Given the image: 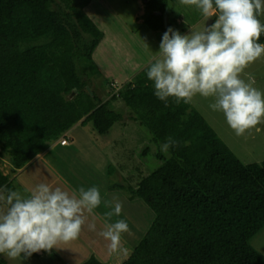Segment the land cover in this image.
Wrapping results in <instances>:
<instances>
[{"label": "trees", "instance_id": "obj_1", "mask_svg": "<svg viewBox=\"0 0 264 264\" xmlns=\"http://www.w3.org/2000/svg\"><path fill=\"white\" fill-rule=\"evenodd\" d=\"M92 1L0 0V163L6 157L11 165L7 174L0 168V186L15 190L13 175L52 143L75 146L70 132L77 125L108 135L124 121L111 108L120 101L130 120L149 130L161 165L137 185L118 188L145 202L154 220L126 255L114 253L116 262L92 254L82 264H264L251 245L264 229V161L243 163L191 102L157 98L147 77L151 63L120 87L105 78L100 90L112 93L105 100L94 81L102 77L94 53L105 34L86 11ZM176 1L146 2L149 29L164 34L172 26L168 8ZM169 137L177 143L165 153ZM53 256L54 264H66ZM0 264H8L3 254Z\"/></svg>", "mask_w": 264, "mask_h": 264}, {"label": "rangeland", "instance_id": "obj_2", "mask_svg": "<svg viewBox=\"0 0 264 264\" xmlns=\"http://www.w3.org/2000/svg\"><path fill=\"white\" fill-rule=\"evenodd\" d=\"M147 1L149 0H93L86 9L105 34L94 53L95 62L102 72V77L94 80L99 91L101 86L105 87V78L120 87L159 58L163 34L149 29L145 24ZM212 18L204 17L196 6L184 5L181 0L170 3L168 8V20L172 23L174 21L171 28L181 35H190L191 31H201L211 26L214 23ZM260 20L264 23V12L260 14ZM249 75L255 78L253 86L264 92V56L250 64L242 73V78L247 82ZM111 94L110 87L100 92L105 100L110 99ZM213 102L214 98L197 95L191 104L243 163L264 161V122L244 135L237 136L227 124L223 113L210 108L209 105ZM114 105L111 108L123 112L125 118L116 123L108 135L101 136L93 130L89 132L91 126L85 128L77 125L70 132L73 140H77L75 146L61 148L52 143L47 153L38 155L24 169L25 181L18 180L19 173L13 175L14 191H19L22 196L29 195L40 183L61 188L68 186L69 190L77 194L80 187L87 190L95 186L99 189L101 205L93 214H86L87 219L79 237L66 243L67 249L78 246L81 251L82 247V254L71 249V263L66 264H82L95 254L96 248L106 252L99 254L97 259L104 263L116 262V255L108 252L109 242L100 235L105 230V213L112 210L108 203L114 204L118 200L123 206L121 215L113 216L108 223L119 219L128 223L129 231L122 233L123 245L127 250L133 249L140 242L154 220L151 208L139 198L130 200V193L125 189L137 185L141 178L161 165L155 157L159 147L152 142V136L145 126L130 120V109L120 101ZM144 150L148 154L145 155ZM1 158L5 160L3 164L0 163V168L7 174L11 165L6 157ZM40 161L44 172L38 176L35 168L41 166ZM120 184L125 186L124 190L118 188ZM91 223H95V230L89 228ZM251 245L264 256V229L252 239ZM42 252L38 253L43 255ZM54 254L56 255L53 248L44 257L28 261L20 257L11 260L6 254L3 255L8 264H54Z\"/></svg>", "mask_w": 264, "mask_h": 264}, {"label": "clouds", "instance_id": "obj_3", "mask_svg": "<svg viewBox=\"0 0 264 264\" xmlns=\"http://www.w3.org/2000/svg\"><path fill=\"white\" fill-rule=\"evenodd\" d=\"M196 6L204 17H216L211 26L181 35L171 27L162 36L159 58L147 71L154 83V94L161 101L174 97L177 102L190 103L200 95L214 98L209 106L222 112L237 136L264 122V92L255 88V78H242L244 70L264 56V23L258 16L264 12V0H181ZM213 19V18H212ZM259 130V129H257ZM171 137L161 151L176 146ZM101 205V194L93 186L69 192L47 183L36 185L27 196L0 186V254L11 260L24 259L40 251L51 252L61 243L76 240L87 219ZM105 230L110 254L126 255L122 233L128 223L119 219L122 204L108 203ZM95 230V223L88 225Z\"/></svg>", "mask_w": 264, "mask_h": 264}, {"label": "crops", "instance_id": "obj_4", "mask_svg": "<svg viewBox=\"0 0 264 264\" xmlns=\"http://www.w3.org/2000/svg\"><path fill=\"white\" fill-rule=\"evenodd\" d=\"M129 81V80H128ZM76 139H74L73 141H72V143H76ZM69 146H67V147H63V148H68ZM43 161H44V159H42ZM33 161H35V159L33 160ZM32 161V162H33ZM40 164H41V166L40 167H37V168H35V169H37V172H38V176L40 175V174H43V172H44V167H43V163H42V161H40ZM27 171V170H26ZM46 172V171H45ZM24 173H25V171L24 170H21L20 172H19V176H18V180L20 179L21 181H25L24 179ZM21 176H22V179H21ZM37 176V175H36ZM20 185H21V183L20 182H18ZM61 187V186H60ZM62 188H68V190L67 191H69L70 193L72 192L71 190H69V187L68 186H64V187H62ZM66 190V189H65ZM124 241H122V243H123ZM55 249V253H56V255H58L59 257H61L64 261H65V263H71V260L70 259H72V257H71V249H72V251H77V252H79L80 254H82L81 253V251H83V249H82V247H81V251H80V247H78V246H73L72 248H68L67 249V244L66 243H61V244H59L58 246H57V248H54ZM67 249V250H66ZM97 250V251H96ZM96 250H95V255H96V257L97 258H99V254H101V253H106V252H104V251H99L97 248H96ZM61 253H60V252ZM43 253V255H40L39 253V256H40V258H42V257H44L45 255H46V253L47 252H45V251H43L42 252ZM55 255V254H54ZM86 261V260H85ZM84 261V262H85ZM57 263V262H56Z\"/></svg>", "mask_w": 264, "mask_h": 264}, {"label": "water", "instance_id": "obj_5", "mask_svg": "<svg viewBox=\"0 0 264 264\" xmlns=\"http://www.w3.org/2000/svg\"><path fill=\"white\" fill-rule=\"evenodd\" d=\"M166 20H167V18H166V16H165V25H166ZM74 94H77V90H76V89L73 90L72 96H73Z\"/></svg>", "mask_w": 264, "mask_h": 264}, {"label": "built area", "instance_id": "obj_6", "mask_svg": "<svg viewBox=\"0 0 264 264\" xmlns=\"http://www.w3.org/2000/svg\"><path fill=\"white\" fill-rule=\"evenodd\" d=\"M61 144L64 145V144H67V142L66 141H63Z\"/></svg>", "mask_w": 264, "mask_h": 264}]
</instances>
